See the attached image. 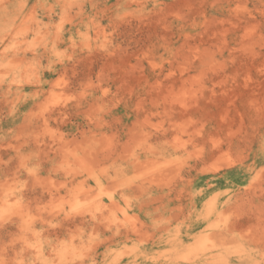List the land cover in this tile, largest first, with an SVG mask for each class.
<instances>
[{
	"label": "rangeland",
	"instance_id": "374dc122",
	"mask_svg": "<svg viewBox=\"0 0 264 264\" xmlns=\"http://www.w3.org/2000/svg\"><path fill=\"white\" fill-rule=\"evenodd\" d=\"M0 264H264V0H0Z\"/></svg>",
	"mask_w": 264,
	"mask_h": 264
}]
</instances>
